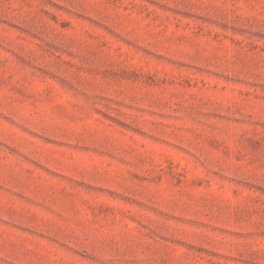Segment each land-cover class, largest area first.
<instances>
[{"label":"rangeland","instance_id":"rangeland-1","mask_svg":"<svg viewBox=\"0 0 264 264\" xmlns=\"http://www.w3.org/2000/svg\"><path fill=\"white\" fill-rule=\"evenodd\" d=\"M0 264H264V0H0Z\"/></svg>","mask_w":264,"mask_h":264}]
</instances>
